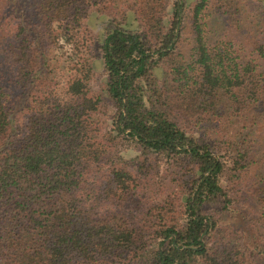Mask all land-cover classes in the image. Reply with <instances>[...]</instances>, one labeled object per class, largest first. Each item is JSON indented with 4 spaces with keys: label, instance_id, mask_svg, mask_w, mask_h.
<instances>
[{
    "label": "trees",
    "instance_id": "16d2710c",
    "mask_svg": "<svg viewBox=\"0 0 264 264\" xmlns=\"http://www.w3.org/2000/svg\"><path fill=\"white\" fill-rule=\"evenodd\" d=\"M1 13L18 21L0 32V264H264V236L216 235L235 214L227 157L255 167L264 119V34L242 0H3ZM215 16L245 43L210 36ZM221 129L225 154L210 137ZM118 141L138 149L135 169ZM172 168L170 193L142 195ZM142 202L140 218L124 209Z\"/></svg>",
    "mask_w": 264,
    "mask_h": 264
},
{
    "label": "rangeland",
    "instance_id": "374dc122",
    "mask_svg": "<svg viewBox=\"0 0 264 264\" xmlns=\"http://www.w3.org/2000/svg\"><path fill=\"white\" fill-rule=\"evenodd\" d=\"M243 1V7L245 6L246 11L250 13V19L252 17L253 22L258 21L262 27V29L259 31L260 34H264V0H242ZM3 4V0H0V8ZM97 16V14H96ZM0 14V32H8L11 31L12 28L16 25L15 18L7 17ZM210 27L208 29L210 30V36L214 37V39H229L233 38L236 42L241 41L242 43H245V36L241 32L237 31L235 26L231 27H225L224 22L221 18L216 19V16L212 18L210 21ZM89 30L91 31V37L93 39H96L98 34L100 33L102 26H101V20L99 19H91L88 22ZM241 30V29H240ZM259 34V35H260ZM62 47L57 49V57L58 61L61 63V65L64 64V58L63 55H67L70 52V47L68 45H64L63 42H61ZM193 45V35L191 34L190 30L187 28L186 31L184 30L182 41L180 43L179 51L181 54L185 57L189 56L191 52V47ZM245 46V45H244ZM247 49V53H249L250 49ZM96 53V51H95ZM256 56V55H254ZM262 62V60H259ZM167 66V65H166ZM60 71L62 69H59ZM58 79L61 83H64V75L61 73L58 76ZM104 83V75L102 69L98 70L96 74L94 75L92 84H91V90L94 92L98 90H102ZM203 132V131H202ZM226 130L221 131H215L211 133V140L212 143H214V149L216 151H220V153H226V142H225V135ZM255 138L256 141L248 148L250 149V157L258 160L255 167L248 171L247 168H242L243 170H235L233 169V162L230 157H227V166H226V173L224 175V182L226 184V187L228 189L229 194L233 197V202L230 204L232 206L231 208L235 211V214L232 215L230 212L225 213L222 216V219L220 221V224L224 227L222 232L216 233L217 237L219 239H230V238H238L239 241L245 240V245L248 244L252 245V234H249V232L256 233L255 237L258 240V243L260 241V237L264 236L263 229L256 230L257 225H255V219L256 214H260V212H256L258 209L261 211V207L258 206L256 203L258 191L260 189H264L262 187L261 182V174L264 171V119L261 120V123L259 126L255 127ZM215 133V134H214ZM115 152L119 155L123 156V160L125 161V164L130 169H135L134 159L136 153L138 152V149L135 148L134 145L130 146L125 141H118L115 145ZM249 157V158H250ZM263 159V160H262ZM259 162L261 163L259 165ZM244 164V160L241 161V164ZM163 174L160 176H154L150 178L149 185L146 187L145 191H140V193H144L142 195H145L148 200L153 199L154 197H165L164 193H170L172 189L175 188V182L172 181L174 177H176V169L172 168V170H163ZM146 182V181H145ZM162 200V199H161ZM236 208V209H235ZM129 214H134L138 218L140 215V211L144 210V203H140L138 207L135 209L131 208H125ZM241 213H244V216L241 215ZM250 214V215H247ZM262 227V226H261ZM256 230V231H255ZM249 248V247H248ZM253 263L254 264H263V259L261 257L252 256ZM110 264H117V263H110Z\"/></svg>",
    "mask_w": 264,
    "mask_h": 264
}]
</instances>
